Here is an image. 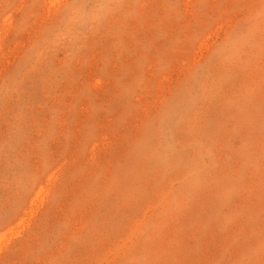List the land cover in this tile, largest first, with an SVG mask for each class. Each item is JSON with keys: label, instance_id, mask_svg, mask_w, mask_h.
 <instances>
[{"label": "rangeland", "instance_id": "rangeland-1", "mask_svg": "<svg viewBox=\"0 0 264 264\" xmlns=\"http://www.w3.org/2000/svg\"><path fill=\"white\" fill-rule=\"evenodd\" d=\"M0 264H264V0H0Z\"/></svg>", "mask_w": 264, "mask_h": 264}]
</instances>
